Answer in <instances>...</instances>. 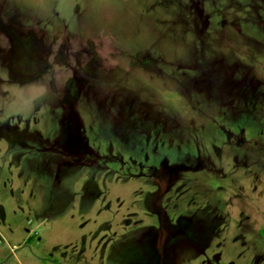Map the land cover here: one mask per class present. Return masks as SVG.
Segmentation results:
<instances>
[{
    "label": "rangeland",
    "instance_id": "obj_1",
    "mask_svg": "<svg viewBox=\"0 0 264 264\" xmlns=\"http://www.w3.org/2000/svg\"><path fill=\"white\" fill-rule=\"evenodd\" d=\"M0 264H264V0H0Z\"/></svg>",
    "mask_w": 264,
    "mask_h": 264
}]
</instances>
